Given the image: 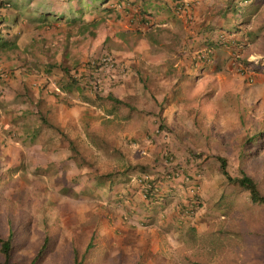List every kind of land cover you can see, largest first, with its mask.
<instances>
[{
    "label": "rangeland",
    "instance_id": "374dc122",
    "mask_svg": "<svg viewBox=\"0 0 264 264\" xmlns=\"http://www.w3.org/2000/svg\"><path fill=\"white\" fill-rule=\"evenodd\" d=\"M174 1L109 0L105 4L108 9L91 12L93 21L85 23L87 28L78 27V21L73 26L63 19L42 23L21 14L11 24L17 47L1 54L3 60L15 61L3 67L9 78L0 75V105L8 100L5 84L11 78H18L19 84L12 91L18 89L27 98L17 117L6 118L0 106V132L4 135L0 140V234L5 236L10 230L15 234L11 262L31 264L49 231L55 240L53 248L34 264H74V257L82 258L91 233H95L93 226L103 232L95 235L99 246L81 264H119L123 254L130 256L123 246L126 239L117 246L119 254L114 246L106 245L109 238L118 237L112 227L121 222V211L101 203L96 192H102L104 186H94L90 176L142 162L160 178L159 186L166 183V188L183 189L187 199L199 196L197 207L187 216L198 219L201 232L188 247L189 264H223L226 254L217 251L210 257L212 243L205 235L208 223L217 218L213 210L230 209V202L224 199L215 202L219 185L216 155L226 156L229 171L237 173L240 142L264 129V65H260L264 58V0L242 1L245 8L257 5L246 22L230 12L226 16L220 13L226 0H185V7L177 10ZM14 2L1 8L0 14H10L20 6ZM53 2L67 6L65 0ZM143 6L150 12L151 24L138 19ZM9 21L1 20V28ZM212 25L222 27L209 30ZM208 41L219 43L211 47L209 55ZM102 56H108L113 64L98 70V85L104 88L103 93L110 90L135 109L120 105L115 110L107 100L88 102L84 98L87 91L82 95L60 91L55 83L59 71H45L47 62L56 60L78 72L91 59ZM36 98L40 102L36 103ZM36 107L74 139L84 157L93 162L92 167H80L74 158L62 155L64 147L69 154L71 151L54 129L43 128L29 139L26 130L36 124ZM107 110L111 111L109 130L97 129ZM84 120L91 133L110 143L109 153L89 141ZM160 122L165 127L159 130ZM38 142L45 148L58 146L63 158L56 160L59 164L39 165L43 156L50 158V151L42 153L38 162ZM251 148L254 150L249 147L242 165L259 180L264 193V142L255 151H249ZM83 189H90L91 197H82ZM258 214L264 228V210ZM124 220L130 225L139 222L134 216ZM105 235L107 238L101 239ZM249 245L242 252L245 261L239 256L236 264H264V246Z\"/></svg>",
    "mask_w": 264,
    "mask_h": 264
},
{
    "label": "trees",
    "instance_id": "16d2710c",
    "mask_svg": "<svg viewBox=\"0 0 264 264\" xmlns=\"http://www.w3.org/2000/svg\"><path fill=\"white\" fill-rule=\"evenodd\" d=\"M16 5H20V8H23L22 14L25 17H29L32 14L33 18H37L38 21L42 23L52 22L54 20L63 19L65 23L70 26L76 25L75 23L78 21L80 24H77L78 27L83 25V28H87L88 24L93 20L91 12L95 9H108V6L105 4L108 3L109 0H92L91 3H81L82 0H66L75 2L76 6L70 5L68 8V12L57 13L55 10H35V4L32 3V0H14ZM45 2L47 0H44ZM185 0H175L174 4L176 10L179 8H184L186 2ZM239 1V0H238ZM236 2V0H226L225 6H221L220 13L227 15V13H232L236 17H242L243 21H248L250 14H252L257 5L252 4L247 8L244 7L242 1ZM80 3V4H79ZM188 3V2H187ZM32 4L34 6H32ZM13 5L12 0H0V9L8 8L7 6ZM142 12H139L140 16L138 19L141 22L150 23V17L148 16L146 7H142ZM87 12V13H86ZM84 14H87L86 16ZM7 14H0V21L6 20ZM15 18L11 19V23L7 22V26L2 29L0 26V46L3 50H12L17 47L16 43L13 41L15 37L14 29L12 28V23L15 21ZM50 24V23H49ZM236 24V23H235ZM3 25V24H1ZM222 26L212 25L209 30L219 29ZM151 34V30L149 31ZM3 35H8V38L3 39ZM215 44H219L218 42L208 41L206 46V53L211 54V47ZM9 55V54H8ZM108 56H102V58L91 59L88 62L87 66L81 71L71 72L70 67L65 65L63 62L54 60L53 62H47V68L45 71L47 73L53 72L55 69L59 71L60 75L55 79L56 87L61 91H65L67 93L76 92L78 95H82L84 91H87L88 95H84V98L91 103H95L96 99L99 101H108L109 104L116 110L120 105H125L130 107V109H135L133 106L117 96L113 94L112 91L108 90L103 93L104 88L98 85V78L96 76L98 70L108 64H113L112 61H106ZM203 59V58H200ZM245 63H248L247 60ZM115 65V64H114ZM260 65H264V58L260 60ZM264 69V68H263ZM145 84V83H144ZM53 93L58 94L59 92L56 90L52 91ZM0 95H3V90H0ZM94 97V98H93ZM105 103V102H103ZM36 113V121L37 125L28 127L26 133L33 139L37 132H39L42 128H50L56 130V133L63 138L71 151L69 157L74 158L76 164L78 166H93V162L84 157L81 149L78 147L77 143L74 141L72 137H70L65 131L60 129L59 126L55 125V123L51 122V120L45 115V112L38 108L34 111ZM105 116H102L101 123L97 125V129H102L104 131L109 130V122L110 119L107 115L111 113V111L107 110L105 112ZM159 117L160 114L158 113ZM84 128L86 130V135L89 141L96 146L97 148H102L103 150H109L111 148L110 143L101 137L98 134L91 133L89 129V122L84 120ZM159 130L163 129L165 125L160 122ZM38 135V134H37ZM264 142V129L254 132L253 134L247 136L243 141L240 142V150L238 152V156L240 158V162L238 165V172L231 173L227 167L228 159L226 156L221 154H217V171L219 175L218 189L217 194L215 196V202H221L226 200L230 202V209L224 210L223 208H215L213 210L214 216L216 219L210 221L208 223V227L205 231V235L209 236L211 241V250L209 252V256L212 257L214 253L217 251H222V254H226L223 256L221 262L223 264H236V258L242 257L244 259V252L247 246L249 247L251 243H259L261 248L264 246V228L259 222V212L260 210H264V193L261 192L259 187V180L252 174H250L242 165V160L247 154V151L250 146L254 148L255 151L260 145ZM249 153V152H248ZM167 159H170L171 156L169 153H165ZM80 158V159H79ZM152 170L147 163H136L133 165H128L121 168H115L109 171H103L99 173H94L90 176L92 183L94 186H99L106 189H111L112 186L121 184H127L131 180V175L133 173L136 174L137 177H140L141 174L152 175ZM174 175L177 174L173 171ZM174 175H169L173 177ZM143 182H148L149 186L145 189L142 186ZM161 181L160 178H155V176L146 177L145 179L142 177L138 183L139 189L142 193H145V198L148 200L156 199L157 193L159 192V183ZM106 185V186H105ZM196 187L194 186V189ZM241 197V198H240ZM246 197V198H245ZM198 195H194V197H190L188 199L187 204L182 208V215L187 217L189 214L187 212L192 211L197 207V203L199 200ZM254 210H256V214H254ZM220 218V219H219ZM190 230V229H189ZM194 238V232H191ZM260 239L257 242L252 240ZM54 236L48 231L43 236V240L39 245V248L31 260V264L42 259L52 248L54 245ZM244 245V246H241ZM95 246L94 236H91L90 240L86 244L83 256L81 259L75 258L74 264H81L92 252ZM15 247V234L13 230H10L7 235L0 234V264H17L16 262H11L13 249ZM241 252V254H240ZM245 261V259H244Z\"/></svg>",
    "mask_w": 264,
    "mask_h": 264
},
{
    "label": "crops",
    "instance_id": "0c3cea01",
    "mask_svg": "<svg viewBox=\"0 0 264 264\" xmlns=\"http://www.w3.org/2000/svg\"><path fill=\"white\" fill-rule=\"evenodd\" d=\"M34 1H35V6H34L35 10L53 9L57 13H62V12L67 13L68 5L74 6L75 4V2L73 1L65 0L64 3L67 4V6L64 7L60 4H56L55 2H53L54 0L46 1V2L44 0H34ZM69 2H71V4H69ZM59 10L61 12H58ZM21 11L22 9L19 6L18 8L14 9V11L12 12L13 14L10 13L5 15L6 19H9L11 21V19L13 18L12 16L16 17L19 15L20 17V14L23 15ZM30 16H32V14H30ZM13 22L14 23L12 24H15V21ZM2 38L6 39L8 38V35H3ZM2 50L3 49L0 46V69H4L3 67L7 65H13L15 61V59L13 58H10L8 60H3L1 54L7 51L6 50L2 51ZM16 79L18 78H11L7 81V84L4 83L7 92H10L7 100L8 103L6 100H4V103L0 105L3 106L4 109L3 114L7 116L6 118L17 117L20 113H22L23 108L21 105L24 104L27 99L26 96H22L20 90L14 89L12 91L13 87L14 88L19 87L18 81ZM39 95L40 94H38V97H40ZM35 102L38 103L40 102V100L36 98ZM10 106L16 108L17 110L13 111L12 110L13 108H10ZM36 109L38 108L36 107ZM34 120H36V117L34 118ZM35 125H37V121ZM0 126L2 125L0 124ZM40 131L41 129L39 130V132H37V134H39ZM1 133L2 132H0V140H2L4 137V135H2ZM37 134L35 137L38 136ZM29 139H31L30 136ZM0 146H2V144H0ZM38 147L40 149L38 153L41 152L38 156L39 158L38 162L40 161L42 153L43 155L44 154L46 155L50 151V158L43 156L44 159L43 161L39 162L40 163L39 165H44L45 162H50V163L55 162L59 164V162H57L56 160L63 159L58 151L59 150L58 146L55 147L54 144H52L51 147L47 146L45 148L41 142H38ZM65 150H67V152H65ZM54 151L56 157L53 156ZM103 151L105 153L110 152L108 150H103ZM62 155H64L65 157L70 155L68 153L67 148L65 149L64 147V153ZM13 157L14 156L11 157V160H13ZM34 165H38V164L34 163ZM132 178L133 175H131V180L127 184L124 185L118 184L112 186L111 189L109 190L103 188L104 190H102V192L101 191L100 193L96 192L97 195H99V197L102 199L101 203L109 204L110 206H114V207H119L121 211V213H119V216L122 218L121 222L116 223L115 226L112 227L114 231L113 233L115 234V236L118 237L116 239L114 238L113 240L109 238L106 242V245L107 246L112 245L117 250V246L122 242V240L126 239V241L123 243V246L126 247L125 249L126 254L128 252L127 250H129L130 251L129 254L131 255L125 257L124 256L125 254H123L125 258H123L122 256V258H119L117 262L119 264H131L130 261H132V264H135L136 262H138L137 264H189L188 261L190 259L188 260V254L191 251L188 252L189 251L188 247H192L194 245L193 236L192 237L190 236L193 235L191 232H194V236L199 235L201 232H199L198 229L199 221L197 218H194L193 220L192 219L189 220L188 217L183 216L181 213L182 208L188 202L184 190L182 189L181 190L182 192H180V190L177 187L176 190H174L171 187L166 188V183L162 182V184L163 183L164 184L162 186H159L160 189L159 192L157 193L158 195L156 199L148 200L143 198L142 192L139 189L137 181H134ZM132 181L135 182L136 184L132 183ZM172 187H174V185ZM79 194L82 195V197H91L90 189L88 190L83 189ZM130 216H134V218L136 217L139 222H136V224H131V225L125 222L124 219L129 218ZM159 216H162V219H159ZM195 219H197V222L194 223ZM90 226H93V224L90 223ZM98 228H101V226L100 227L98 226ZM92 229L93 231L95 230V233L92 232L91 235L93 234L95 236L96 234L100 235L101 233H103L100 229H97L100 230V232L96 231L95 226H93ZM95 238L96 241H95V246L93 248L94 252H96L97 250L96 249L97 245L99 246V243L97 242V237L95 236ZM103 238H107L106 235L101 237V239ZM103 248L100 249L102 250ZM117 253L119 254V250H117ZM153 257H159L161 258V260L153 262L152 260ZM119 261L121 262L123 261V263ZM193 261L196 263L195 258L191 259V262Z\"/></svg>",
    "mask_w": 264,
    "mask_h": 264
},
{
    "label": "built area",
    "instance_id": "2783aa9c",
    "mask_svg": "<svg viewBox=\"0 0 264 264\" xmlns=\"http://www.w3.org/2000/svg\"><path fill=\"white\" fill-rule=\"evenodd\" d=\"M108 60H109V57L106 58V61H108ZM148 176L151 177V175L141 174L140 177L135 176L133 179L139 183V181L141 180L142 177L145 179V178L148 177ZM185 179L188 180V176H186ZM142 186L146 189V188L149 186V183H148V182H143V181H142ZM193 186H194V185H193ZM193 188H194V187H193ZM142 195H143V198H145V193H142ZM145 199H146V198H145ZM189 213H190V211L187 212V214H189Z\"/></svg>",
    "mask_w": 264,
    "mask_h": 264
},
{
    "label": "clouds",
    "instance_id": "9594fccd",
    "mask_svg": "<svg viewBox=\"0 0 264 264\" xmlns=\"http://www.w3.org/2000/svg\"><path fill=\"white\" fill-rule=\"evenodd\" d=\"M2 71H3V69H1V71H0L1 76L5 75L6 77L8 76V78L10 77V74L8 75L7 73H3ZM0 90H2V89H0Z\"/></svg>",
    "mask_w": 264,
    "mask_h": 264
}]
</instances>
